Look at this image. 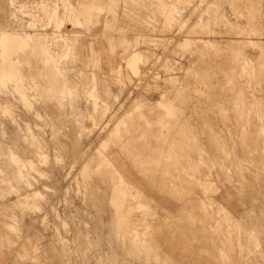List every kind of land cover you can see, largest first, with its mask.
I'll list each match as a JSON object with an SVG mask.
<instances>
[{"label":"rangeland","instance_id":"1","mask_svg":"<svg viewBox=\"0 0 264 264\" xmlns=\"http://www.w3.org/2000/svg\"><path fill=\"white\" fill-rule=\"evenodd\" d=\"M24 1L62 83L0 91V264H264V0Z\"/></svg>","mask_w":264,"mask_h":264},{"label":"crops","instance_id":"2","mask_svg":"<svg viewBox=\"0 0 264 264\" xmlns=\"http://www.w3.org/2000/svg\"><path fill=\"white\" fill-rule=\"evenodd\" d=\"M8 4V9L6 8V5L3 4V11L4 15L6 17H3L4 22L2 23V27L0 29V34L5 33L8 38L15 37L16 39L19 38L21 40L20 44L21 46L18 47V43L14 44H7L4 46V51L6 58L4 61L1 62V68L0 71H4L11 68V57L14 55H17V63L18 67L17 71L25 78L26 80L29 79H43L42 81H35L37 85H45V86H52L53 88L50 90L52 92V99H55L56 96H59L60 94V86L61 81L59 78H56L55 76L50 77L51 70L53 69L57 70V67L50 65L49 59L45 58V55H48L49 51L52 53V55L55 57V60L58 59L59 51L56 48V46L53 47L51 44H45L44 38L45 35H49V32L43 31L42 34H34L32 30H26L21 31L18 29V20H19V13L16 11V7L13 8L12 4L15 0H5ZM138 4H141L138 0H134ZM69 2L77 9H81L82 7H91L94 8L98 13H102L106 10H109L113 8L114 6H117L119 3V0H110L108 2H97V0H93L92 2H86L84 0H76V3H73L71 0ZM135 3V4H137ZM161 6V12L165 14L167 20L170 19L169 12L164 10L163 5H161L158 2L149 3V6ZM21 17V16H20ZM173 18V17H172ZM139 15L137 14V17L134 18V21H138ZM176 20V19H175ZM9 28V29H8ZM105 28V26L103 27ZM115 28V27H114ZM113 28V29H114ZM156 28V27H154ZM116 29V28H115ZM26 33H30L34 37V42L31 44H27V42L24 41V35ZM102 34H105L102 32ZM20 53V54H19ZM0 72V73H1ZM8 99H6L5 96H0V101L6 103ZM14 261V260H13Z\"/></svg>","mask_w":264,"mask_h":264},{"label":"bare ground","instance_id":"3","mask_svg":"<svg viewBox=\"0 0 264 264\" xmlns=\"http://www.w3.org/2000/svg\"><path fill=\"white\" fill-rule=\"evenodd\" d=\"M25 2V4L27 5V9H28V12H32L33 10H34V5H35V2L34 1H30V0H26V1H24ZM259 3V2H258ZM53 11H51L50 10V8H48L47 7V9L45 10V12H46V15H51V17H52V20H53V23L54 24H59L60 26H62V24H63V22L65 21V20H73V19H76V20H95L96 18H97V16L100 14V13H98L94 8H91V7H82L81 9H77V8H75L70 2H69V0H57L56 2H53ZM250 5V4H249ZM166 7V6H165ZM259 9V8H258ZM241 11V10H240ZM239 14V13H238ZM97 15V16H96ZM95 16H96V18H95ZM24 17V16H23ZM23 17H21V19H20V22L17 24L18 26H22L23 25V23H22V19H23ZM236 17V16H235ZM35 22V21H34ZM29 24H33V22H29ZM260 32V31H259ZM55 35V34H54ZM63 35H65V34H63ZM80 33H73V34H71V37H70V42L72 43V44H75L77 41H78V38L80 37ZM7 35L5 34V33H1L0 34V43H4V41L6 42V40H8V36L6 37ZM60 36V35H59ZM95 36H97V35H95ZM99 36V35H98ZM97 36V37H98ZM102 37H106V36H104V35H101ZM67 37V36H66ZM65 37V38H66ZM27 41H32L33 40V37H32V35L31 34H27ZM59 38V37H58ZM69 38V37H68ZM67 39V38H66ZM99 39V38H98ZM15 40V39H14ZM107 40H108V42L111 44V39L110 38H107ZM97 41H100V40H97ZM15 42H16V40H15ZM15 42H13V43H15ZM18 43V47H20L21 46V44H20V42H17ZM98 43V42H97ZM100 43V42H99ZM102 43V45H105V44H103V42H101ZM258 43V42H257ZM6 45V44H5ZM93 47H94V45H92ZM106 46V45H105ZM92 47V48H93ZM262 47V46H261ZM91 49V48H90ZM94 49H95V47H94ZM2 50H4V46H3V48H2ZM262 50H263V48H262ZM92 55V54H91ZM97 57V56H96ZM95 57V58H96ZM237 57V56H236ZM93 58H94V56H92V60H93ZM264 58V57H263ZM18 59V58H17ZM97 60L99 59V58H96ZM261 60V59H260ZM237 62V61H236ZM238 63V62H237ZM11 65H12V68H10V69H7V70H4V71H2L1 73H0V91L1 90H5L7 87H8V79H10V78H12L13 76H20V77H22L21 76V74L19 73V72H16V65H17V60H15V59H13V58H11ZM98 68V67H97ZM249 75V74H248ZM252 75H254V74H252ZM262 74L260 73V76H261ZM263 77V76H262ZM245 78V77H244ZM248 82V81H247ZM260 82V81H259ZM9 89V88H8ZM37 97V96H36ZM16 99V98H15ZM185 99V98H184ZM1 102V101H0ZM77 102V101H76ZM244 104V103H243ZM2 110H4V111H10V109L9 108H7L6 106H3V105H1V107H0ZM34 109V108H33ZM197 111V110H196ZM1 112V111H0ZM246 112V111H245ZM10 114V113H9ZM1 115V114H0ZM6 115H8V114H6ZM17 115V114H16ZM31 115V114H30ZM20 116V115H19ZM18 116V117H19ZM15 117V116H14ZM13 117V118H14ZM1 118V117H0ZM32 118V117H31ZM15 119V118H14ZM237 119V118H236ZM240 119V118H239ZM261 119V118H260ZM197 120V119H196ZM20 121V120H19ZM236 121V120H235ZM8 122V121H7ZM238 122V121H237ZM20 123V122H19ZM41 123V122H40ZM9 124V123H8ZM253 124V123H252ZM22 125V124H21ZM43 125H44V123H43ZM42 125V126H43ZM4 126V125H3ZM5 127H7V126H5ZM13 127V126H12ZM16 127H17V124H16ZM216 127V126H215ZM15 128V127H14ZM19 128V127H18ZM17 128V129H18ZM23 128V127H22ZM5 129V128H4ZM16 129V128H15ZM8 131H10V130H8ZM24 131V130H23ZM11 132V131H10ZM32 132H33V130H32ZM1 133V132H0ZM16 133H18V132H16ZM22 132H20V134H21ZM10 135H11V133H10ZM25 135V134H24ZM35 135V134H34ZM33 135V136H34ZM9 136V135H8ZM19 136H21V135H19ZM134 137V136H133ZM132 137V138H133ZM20 138V137H19ZM25 138V137H24ZM21 139V138H20ZM37 139V138H36ZM14 140H16V139H14ZM31 140V139H30ZM29 140V141H30ZM217 140V139H216ZM6 141H8L9 142V140H6ZM39 141V140H38ZM259 141V140H258ZM33 142V141H32ZM31 142V143H32ZM250 142H251V140H250ZM46 143V142H45ZM150 143V142H149ZM209 143H211V142H209ZM22 144V143H21ZM43 144V143H42ZM213 144V143H212ZM216 144V143H215ZM24 145V144H23ZM37 145V144H36ZM53 145V144H52ZM8 146V145H7ZM22 146V145H21ZM32 146H34V145H32ZM39 146V145H38ZM31 147V146H30ZM181 147V146H180ZM29 149V148H28ZM36 151V150H35ZM147 152V151H146ZM157 152V151H156ZM155 152V153H156ZM16 153V152H15ZM30 154V153H29ZM28 154V155H29ZM221 154V153H220ZM32 155V154H31ZM214 156V155H213ZM207 157V156H206ZM224 157V156H223ZM31 158V157H30ZM18 159V158H17ZM208 159V158H207ZM192 160H193V157H192ZM204 160H205V158H204ZM30 162V161H29ZM212 162V161H211ZM206 163V162H205ZM165 165V164H164ZM211 165V164H210ZM33 167V166H32ZM195 167V166H194ZM8 168H9V166H8ZM7 169V168H6ZM203 169H205V168H203ZM207 170V169H206ZM2 172H3V170H2ZM9 172V171H8ZM7 173V172H6ZM10 173V172H9ZM2 174V173H1ZM202 175V174H201ZM205 179V178H204ZM2 180V179H1ZM5 180H3L2 182H4ZM204 183V182H203ZM45 187V186H44ZM103 189V188H102ZM104 195V194H103ZM104 198V197H103ZM95 204V203H94ZM98 204V203H97ZM13 209V208H12ZM102 211V210H101ZM100 211V212H101ZM1 212V211H0ZM97 212V211H96ZM16 213V212H15ZM97 215V214H96ZM101 215V214H100ZM2 216V215H1ZM67 216V215H66ZM17 217V216H16ZM102 222V221H101ZM113 222V221H112ZM3 224V223H2ZM198 225V224H197ZM1 226V225H0ZM95 227H96V225H95ZM0 230H1V228H0ZM3 232V231H2ZM95 234V233H94ZM96 238V237H95ZM98 238V237H97ZM80 240V239H79ZM90 242V241H89ZM26 243V242H25ZM78 245V244H77ZM26 246V245H25ZM27 247H28V245H27ZM26 247V248H27ZM28 249V248H27ZM63 250V249H62ZM30 251V250H29ZM28 251V252H29ZM83 252V251H82ZM113 253V252H112ZM208 253V252H207ZM21 255H22V253H21ZM108 255V254H107ZM31 256V255H30ZM31 259V258H30ZM109 259V258H108ZM112 259V258H111ZM115 259V258H114ZM98 261V260H97ZM104 264V263H103Z\"/></svg>","mask_w":264,"mask_h":264}]
</instances>
